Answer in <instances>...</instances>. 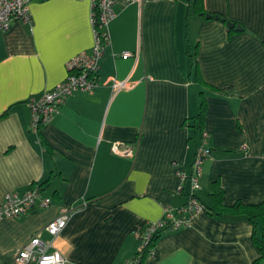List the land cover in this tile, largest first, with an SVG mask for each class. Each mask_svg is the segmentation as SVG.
Instances as JSON below:
<instances>
[{"label": "crops", "instance_id": "1", "mask_svg": "<svg viewBox=\"0 0 264 264\" xmlns=\"http://www.w3.org/2000/svg\"><path fill=\"white\" fill-rule=\"evenodd\" d=\"M194 2H118L102 86L71 97L38 135L28 100L64 81L71 58L92 52V0H34L32 23L0 31V201L43 183L52 200L0 224V264H15L36 234L52 241L45 228L69 207L77 209L54 241L67 264H129L140 246L135 230L188 201L190 183L180 191L176 173H191L204 143L195 119L203 102L210 155L198 198L210 204L218 182L227 207L264 202V0H204L205 14ZM116 142L135 147V157L114 154ZM260 256L246 216L203 211L161 233L157 257L143 264H254Z\"/></svg>", "mask_w": 264, "mask_h": 264}, {"label": "built area", "instance_id": "2", "mask_svg": "<svg viewBox=\"0 0 264 264\" xmlns=\"http://www.w3.org/2000/svg\"><path fill=\"white\" fill-rule=\"evenodd\" d=\"M33 1L0 0V31H8L16 21L32 23L31 4ZM135 1L143 0H92L95 30L93 50L91 53L82 52L71 58L66 65L67 77L64 81L47 90L42 96H32L28 100L32 132L40 134L44 126L55 120L71 97L91 93L102 86L101 63L106 47L112 43L110 24L116 18L115 5L122 2L124 6H127ZM168 1L176 3L178 0ZM133 56L137 57L139 54L125 52L123 57ZM113 84L118 90L128 88L126 82L116 79L113 80ZM208 137V132L204 131V143L197 149L191 173L188 174L184 170L177 171V176L182 182L180 191L185 190L187 182L190 183L191 192L187 203L177 210L167 209L162 219L149 222L144 229L135 230L134 233L140 246L137 255L129 264L140 262L145 252H147V257H157V244L154 245L153 240L158 234L166 230L188 227L200 212L205 211L197 192L202 187L203 164L210 155V150L206 145ZM244 149H246L245 146ZM112 152L127 158H133L136 155L135 147L121 142L112 144ZM51 204L50 198L42 197L41 187L37 184L24 195L9 193L3 201H0V224L7 219L29 214L37 209H46ZM76 209L75 207L62 209L45 228L53 237L52 241L46 242L38 234L34 235L19 251L15 264H67L66 257L56 248L54 241L65 229Z\"/></svg>", "mask_w": 264, "mask_h": 264}, {"label": "trees", "instance_id": "3", "mask_svg": "<svg viewBox=\"0 0 264 264\" xmlns=\"http://www.w3.org/2000/svg\"><path fill=\"white\" fill-rule=\"evenodd\" d=\"M203 1L204 0H195L193 4L194 11L201 14H205ZM224 21L227 22L228 24L232 23L229 22L227 19H225ZM231 31L233 32L234 30L231 29ZM206 111H207V105L205 102H203L200 113L195 117L196 121L199 123L198 130L201 131L202 136H203V132L205 131L203 125L205 121ZM45 184L46 183L41 184V188ZM224 196H225V191L223 190L221 185L217 182L215 183L213 192L210 195V204L201 201V199L199 200L204 206L205 211L213 216H221L224 213L246 216L254 226V241L261 253L260 258L254 264H264V202L258 205H246L242 202H238L234 206L227 207L224 205ZM160 236L161 233L154 238L153 240L154 245L157 244V241L160 238ZM146 257H147V252L142 254V258L140 262H138L137 264H143Z\"/></svg>", "mask_w": 264, "mask_h": 264}, {"label": "water", "instance_id": "4", "mask_svg": "<svg viewBox=\"0 0 264 264\" xmlns=\"http://www.w3.org/2000/svg\"><path fill=\"white\" fill-rule=\"evenodd\" d=\"M207 17H209V18H210L211 16H210V15H208ZM216 19H219V17H216ZM228 26H229V27H231V28H234V27H236V29H241V27H240V26H235V25H234V24H232V23H229V24H228Z\"/></svg>", "mask_w": 264, "mask_h": 264}, {"label": "bare ground", "instance_id": "5", "mask_svg": "<svg viewBox=\"0 0 264 264\" xmlns=\"http://www.w3.org/2000/svg\"><path fill=\"white\" fill-rule=\"evenodd\" d=\"M185 171V170H184ZM177 174V173H176ZM200 199V198H199Z\"/></svg>", "mask_w": 264, "mask_h": 264}]
</instances>
